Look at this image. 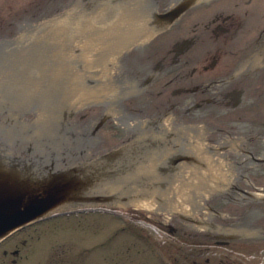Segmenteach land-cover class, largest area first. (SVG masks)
<instances>
[{"label":"flooded vegetation","instance_id":"flooded-vegetation-1","mask_svg":"<svg viewBox=\"0 0 264 264\" xmlns=\"http://www.w3.org/2000/svg\"><path fill=\"white\" fill-rule=\"evenodd\" d=\"M65 1L45 0L37 15L64 22L74 15ZM121 1L142 4L125 11L136 13L129 26L118 16L120 23L113 17L104 22L111 27L96 30L141 36L121 53L119 44L81 49L94 57L89 65L101 67L100 74L93 68L79 78L91 87L85 99L62 98L48 125L51 137L19 134L13 153L30 159L33 148L59 169L95 166L93 173L112 179L98 193L106 207L154 206L141 209L150 213L140 218L165 227L168 239L161 246L141 234L169 264H264V0ZM184 3L191 5L157 32L155 16ZM32 24L18 30H34ZM67 62L81 67L84 61ZM99 76L104 85L97 89ZM14 109L0 111L2 124L36 126V109ZM54 219L3 240L0 264L26 259L31 230Z\"/></svg>","mask_w":264,"mask_h":264},{"label":"water","instance_id":"water-1","mask_svg":"<svg viewBox=\"0 0 264 264\" xmlns=\"http://www.w3.org/2000/svg\"><path fill=\"white\" fill-rule=\"evenodd\" d=\"M137 5L140 8L142 6L137 3L128 5L121 0H99L92 3L66 0L64 9L75 15L72 19L66 14L63 24L52 25L53 20H50L34 26V30L26 31L18 29L26 28L31 21L38 24L49 20L39 18L37 11L40 8L13 17H0V111L9 108L36 109L35 115L38 118L32 130H28L27 126H20L16 130L0 122V241L26 225L76 212L78 209L107 204L100 200L98 193L105 189L103 186L110 187L112 179H103L100 174L93 173L95 166L92 168L88 164L85 168L79 165L59 169L53 160L40 156L33 148L29 149L32 158L24 159L13 153V147L20 140L19 134L25 135V139H28L27 136L34 138L37 135V138H41L42 134H45L44 138L51 137L48 125L58 117L57 108L62 98H67L69 102L78 97L85 99V93L91 87L84 79L79 83V78L93 68L100 74L101 67L99 64L89 65L94 57L85 55L88 51L81 52V49H88L89 46L94 52L108 45L110 51L116 44L124 45L141 36V33L132 34L126 39L125 32L116 28L107 32L96 30L99 27H111L104 22H110L113 17L118 16L126 17L123 22L118 17L120 25L129 26V21L134 19L132 17L136 13L128 15L125 11L130 9L135 12ZM190 5L184 3L171 8L164 15H156L158 26L155 30L159 32L170 25ZM56 21L57 19L53 22ZM75 27L73 31L72 28ZM154 33L155 31L147 33L145 37ZM102 34H108L103 41L98 39ZM131 45L133 43L130 42L128 46L117 47L115 51L121 53ZM68 60L84 62L78 67L72 62L68 63ZM97 80L96 86L99 89L104 82L100 76ZM35 155L39 157L35 158ZM206 159L215 172L218 169L217 160L210 154ZM212 192L205 196L209 197ZM132 203L141 209H154V206L144 205L143 202ZM120 210L138 217L146 213L134 208ZM188 212L195 213L196 208H188Z\"/></svg>","mask_w":264,"mask_h":264},{"label":"rangeland","instance_id":"rangeland-1","mask_svg":"<svg viewBox=\"0 0 264 264\" xmlns=\"http://www.w3.org/2000/svg\"><path fill=\"white\" fill-rule=\"evenodd\" d=\"M44 1L0 0V17L34 11ZM141 233L161 246L168 239L167 230L122 210L60 217L31 230L19 264H169Z\"/></svg>","mask_w":264,"mask_h":264},{"label":"bare ground","instance_id":"bare-ground-1","mask_svg":"<svg viewBox=\"0 0 264 264\" xmlns=\"http://www.w3.org/2000/svg\"><path fill=\"white\" fill-rule=\"evenodd\" d=\"M92 209H95V208H92ZM82 210H84V209H78L76 212H84L85 213V211H82Z\"/></svg>","mask_w":264,"mask_h":264}]
</instances>
